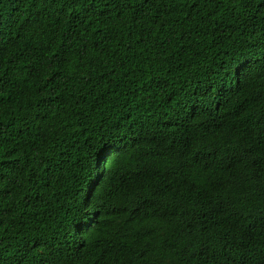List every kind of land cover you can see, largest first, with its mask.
I'll return each instance as SVG.
<instances>
[{"label": "trees", "instance_id": "obj_1", "mask_svg": "<svg viewBox=\"0 0 264 264\" xmlns=\"http://www.w3.org/2000/svg\"><path fill=\"white\" fill-rule=\"evenodd\" d=\"M0 264H264V0H0Z\"/></svg>", "mask_w": 264, "mask_h": 264}]
</instances>
